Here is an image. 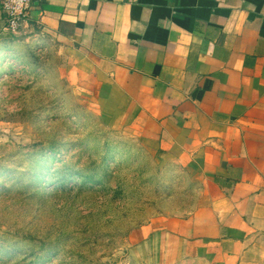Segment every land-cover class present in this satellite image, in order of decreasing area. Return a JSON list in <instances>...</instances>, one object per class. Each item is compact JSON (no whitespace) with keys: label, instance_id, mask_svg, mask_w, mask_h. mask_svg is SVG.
Masks as SVG:
<instances>
[{"label":"crops","instance_id":"obj_1","mask_svg":"<svg viewBox=\"0 0 264 264\" xmlns=\"http://www.w3.org/2000/svg\"><path fill=\"white\" fill-rule=\"evenodd\" d=\"M105 126L189 181L135 236L168 258L264 260V0H33ZM9 30L0 8V34Z\"/></svg>","mask_w":264,"mask_h":264},{"label":"rangeland","instance_id":"obj_2","mask_svg":"<svg viewBox=\"0 0 264 264\" xmlns=\"http://www.w3.org/2000/svg\"><path fill=\"white\" fill-rule=\"evenodd\" d=\"M66 61L37 22L0 34V264H204L138 241L195 195L105 126Z\"/></svg>","mask_w":264,"mask_h":264},{"label":"built area","instance_id":"obj_3","mask_svg":"<svg viewBox=\"0 0 264 264\" xmlns=\"http://www.w3.org/2000/svg\"><path fill=\"white\" fill-rule=\"evenodd\" d=\"M33 0H0V8L6 15V25L10 32H16L30 19Z\"/></svg>","mask_w":264,"mask_h":264}]
</instances>
